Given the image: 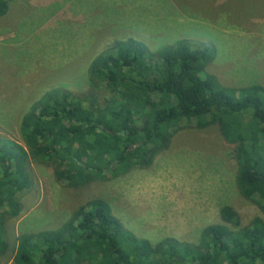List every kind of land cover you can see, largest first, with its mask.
I'll return each instance as SVG.
<instances>
[{
    "label": "trees",
    "instance_id": "16d2710c",
    "mask_svg": "<svg viewBox=\"0 0 264 264\" xmlns=\"http://www.w3.org/2000/svg\"><path fill=\"white\" fill-rule=\"evenodd\" d=\"M12 0H0V16ZM210 49L188 40L150 50L135 38L114 40L89 64L91 88L109 93L76 98L44 92L23 114V144L0 138V254L4 218L21 210L28 163L46 161L57 181L81 186L149 166L185 126H216L232 147L235 184L262 215L242 225L230 206L196 243L140 238L95 198L60 226L18 238L16 264H264V86H226L205 71ZM100 98V97H99Z\"/></svg>",
    "mask_w": 264,
    "mask_h": 264
},
{
    "label": "rangeland",
    "instance_id": "374dc122",
    "mask_svg": "<svg viewBox=\"0 0 264 264\" xmlns=\"http://www.w3.org/2000/svg\"><path fill=\"white\" fill-rule=\"evenodd\" d=\"M130 37L152 51L188 40L211 50L205 71L221 84L264 86V0H12L0 16V138L22 145L23 114L53 88L82 99L92 94L103 105L109 93L91 88L89 64ZM235 176L232 147L216 126H185L149 166L81 186L57 181L51 162L30 160L21 210L4 215L8 246L0 264H16L20 235L54 229L95 198L154 243H196L205 226L220 222L224 206L247 224L262 214L240 195Z\"/></svg>",
    "mask_w": 264,
    "mask_h": 264
}]
</instances>
